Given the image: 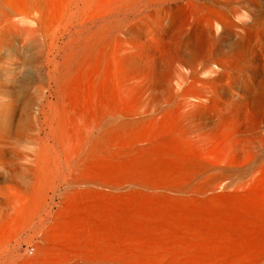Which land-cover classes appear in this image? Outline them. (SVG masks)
<instances>
[{"label":"bare ground","instance_id":"bare-ground-1","mask_svg":"<svg viewBox=\"0 0 264 264\" xmlns=\"http://www.w3.org/2000/svg\"><path fill=\"white\" fill-rule=\"evenodd\" d=\"M136 2L127 0V10ZM227 3L205 5L218 37L235 28L242 42L255 38ZM22 10L14 20L0 8V47L17 31L33 51L26 62L39 69L46 61L53 85L31 174L7 180L19 192L0 189V264L261 262L264 158L256 151L264 122L257 131L233 123L261 84L234 82L236 62L222 50L206 51L201 72L174 79L142 80L128 63L113 72L109 44L120 40L130 56L132 21L121 37L94 32L60 47L61 37L47 38L56 16L38 1ZM35 12L38 28L29 23ZM53 51L59 63H51ZM34 80L42 82L38 72Z\"/></svg>","mask_w":264,"mask_h":264},{"label":"rangeland","instance_id":"rangeland-1","mask_svg":"<svg viewBox=\"0 0 264 264\" xmlns=\"http://www.w3.org/2000/svg\"><path fill=\"white\" fill-rule=\"evenodd\" d=\"M35 1L43 5L48 15L56 16L47 38L50 41L61 37L57 42L60 47L69 37L94 32L112 31L121 37L123 23L132 21L136 36L133 52L126 56L123 43L112 40L111 69L115 72L128 63L140 73L142 80L174 79L178 71L188 74L191 69L201 72L207 62L206 51H229L237 65V77L233 81L244 78L261 84V88L254 89L247 106H237L233 123L239 127L247 122V129L257 131L264 122V111L260 108L264 100V0H228L234 22L251 26L255 35L244 42L235 28L218 37L220 26L205 11L207 0H138L130 11L126 8L127 0H0L2 15L11 14L18 20L24 15L22 8L27 11ZM33 16L29 23L38 28V14L35 12ZM8 31L14 39L0 47V150L3 153L0 189L19 192L21 189L7 180L31 174L33 170V160L44 137L42 107L53 84L45 77L49 68L46 61L39 69L28 64L26 59H31L33 51L21 46L17 31L11 28ZM45 37L40 35L43 44ZM50 60L60 62L55 51ZM37 72L42 82L34 80ZM259 144L257 156L264 158V137ZM25 247L22 246V252L32 253L31 248ZM258 264H264V259Z\"/></svg>","mask_w":264,"mask_h":264}]
</instances>
